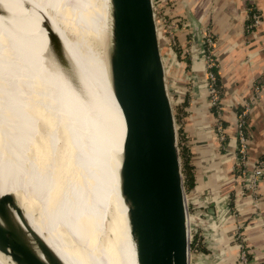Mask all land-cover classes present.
<instances>
[{"label": "bare ground", "instance_id": "6f19581e", "mask_svg": "<svg viewBox=\"0 0 264 264\" xmlns=\"http://www.w3.org/2000/svg\"><path fill=\"white\" fill-rule=\"evenodd\" d=\"M42 17L88 101L43 72L56 68L42 58ZM110 28L108 0H0V151L11 149L27 185L25 220L63 264H135L113 174L123 123L105 50ZM19 183L12 179L16 193Z\"/></svg>", "mask_w": 264, "mask_h": 264}, {"label": "water", "instance_id": "95a60500", "mask_svg": "<svg viewBox=\"0 0 264 264\" xmlns=\"http://www.w3.org/2000/svg\"><path fill=\"white\" fill-rule=\"evenodd\" d=\"M26 8L31 5L26 2ZM111 45L107 63L123 136L114 155L117 190L135 264H189V226L177 128L174 89L154 0H108ZM192 26H195L191 17ZM43 60L82 104L58 35L42 17ZM49 74H48V73ZM53 74V75H52ZM0 253L13 264H63L29 226L10 194H0Z\"/></svg>", "mask_w": 264, "mask_h": 264}, {"label": "crops", "instance_id": "0c3cea01", "mask_svg": "<svg viewBox=\"0 0 264 264\" xmlns=\"http://www.w3.org/2000/svg\"><path fill=\"white\" fill-rule=\"evenodd\" d=\"M179 2L169 15L184 27L177 30L176 41L186 58L173 52L169 64L176 80L175 98L183 91L178 108L194 165L191 196L203 202L209 212L208 228L216 237L202 258L207 264H264V174L251 193L235 171L239 116L247 141L246 169L264 159V0ZM251 11L258 14L259 22L248 27ZM204 32L213 40L210 53L219 88L217 112L204 94L205 69L199 48ZM215 121L222 126L221 136ZM240 250L245 252L244 262Z\"/></svg>", "mask_w": 264, "mask_h": 264}, {"label": "rangeland", "instance_id": "374dc122", "mask_svg": "<svg viewBox=\"0 0 264 264\" xmlns=\"http://www.w3.org/2000/svg\"><path fill=\"white\" fill-rule=\"evenodd\" d=\"M156 4L157 11L160 15V21H161V27H162V32L164 30V25L163 23H169L174 26V29H172V35H168V37L172 36L174 37V40L176 41V32L179 28L183 27L181 26L180 22L168 18L170 11L173 10V8L176 6V4H179L180 0H154ZM184 28V27H183ZM166 30V28H165ZM164 34V32H163ZM165 39V35H164ZM168 46V45H167ZM165 47H166V41H165ZM105 50L109 49V45H105ZM201 48V47H199ZM186 49V48H184ZM169 50V49H168ZM170 57H173V54L171 52H168V60H170ZM174 60V59H173ZM204 66V64H203ZM169 72L170 76L172 78L173 82V89H175V82L176 80L172 77V65L169 64ZM203 92V91H202ZM183 91L177 93V99L175 98L176 95L174 94V102H173V109H174V114H175V123H176V128L178 130L179 126L182 123V115L180 116V119H176V114L177 110H179L178 106L180 103V99L183 98ZM180 97V98H179ZM182 114V113H181ZM177 144H178V132H177ZM178 146V145H177ZM11 149H7L5 152L0 151V194H10L17 206L22 210L24 214V205H25V197H26V192H27V185L23 183L18 182L17 174H16V167L15 163H13V159L15 162V158L8 154V151ZM25 151L28 153L31 151V144L28 142L25 147ZM13 152V151H12ZM11 153V152H10ZM16 157V156H15ZM12 159V160H10ZM10 160V161H9ZM12 161V162H11ZM181 163V162H180ZM8 169H11V172L13 175L12 179L16 180L18 185V191L17 193L15 192V188H13L11 182L12 179L9 178L10 174L8 173ZM236 171V170H235ZM184 190V189H183ZM185 201L187 205V212H188V226H189V239H190V249H189V264H207L204 261V256L205 254L210 252V247L212 244V239L216 238L214 235H212V232L209 230L208 226L210 224V220L208 219V213L206 211V208L203 204V202L200 200V198L196 199L195 196H191L192 193L191 191H185ZM193 198V200H192ZM196 199V200H195ZM194 201V202H193ZM237 231L233 230V232ZM194 236V237H193ZM192 238H195L201 246H203L206 250L205 252H202L201 250L197 248H192L191 241ZM47 244V243H45ZM240 255V254H239ZM240 258V257H239ZM6 262V258H5ZM12 264V263H10Z\"/></svg>", "mask_w": 264, "mask_h": 264}, {"label": "built area", "instance_id": "2783aa9c", "mask_svg": "<svg viewBox=\"0 0 264 264\" xmlns=\"http://www.w3.org/2000/svg\"><path fill=\"white\" fill-rule=\"evenodd\" d=\"M259 22V16L256 12L251 11L250 12V23L248 27H251L253 25H256ZM164 25V35H165V41H166V52L170 51L171 54L174 55V53L171 51V46L175 43L174 37L168 35H172V29H174V26L171 24L163 23ZM166 28V30H165ZM168 34V35H167ZM202 42L206 44V51L203 52L202 49H200L201 58L204 64V94L206 95L207 102L210 107L214 108L217 112L218 110V102H219V94L215 87V76L213 75L211 69L215 67V60L213 59L210 49L211 44L213 43L212 38L207 32H204L202 34ZM201 42V43H202ZM168 45V46H167ZM169 49V50H168ZM187 50V49H184ZM244 114V112H243ZM215 130L221 136L222 132V126L219 121H215L214 123ZM243 127V118L242 116H239L237 119V142L235 147V155L237 159V166L236 171L239 175V177L243 180V182L246 184V188L249 192L255 193L257 188V181L263 176L264 174V159H261L256 162V164L251 169H246L245 166V149H246V137L242 130ZM240 259L244 262L245 261V252L243 250H240Z\"/></svg>", "mask_w": 264, "mask_h": 264}, {"label": "trees", "instance_id": "16d2710c", "mask_svg": "<svg viewBox=\"0 0 264 264\" xmlns=\"http://www.w3.org/2000/svg\"><path fill=\"white\" fill-rule=\"evenodd\" d=\"M168 18L174 19V16L169 15ZM200 46L203 52H205L207 48L206 44L202 42ZM171 51L177 55H181V59H183V57L186 58L185 52H183V50L181 49L177 41H175V43L171 46ZM211 71L213 75L215 76L214 84L219 94V88H218V83H217V78L215 75L214 68H212ZM181 113L182 112H180V110H177L176 119L178 120L180 119ZM177 132H178V149H179V158L181 162V174H182V180H183V188L185 191H189L195 185L194 165L191 162V153H190L189 147L186 144V138H184L180 126ZM191 245H192V248H197L201 250L202 252H205L206 250L203 246L198 244L195 238H192Z\"/></svg>", "mask_w": 264, "mask_h": 264}]
</instances>
